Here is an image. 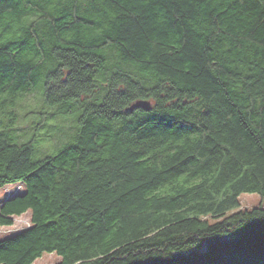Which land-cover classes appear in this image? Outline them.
Returning <instances> with one entry per match:
<instances>
[{"label": "trees", "instance_id": "16d2710c", "mask_svg": "<svg viewBox=\"0 0 264 264\" xmlns=\"http://www.w3.org/2000/svg\"><path fill=\"white\" fill-rule=\"evenodd\" d=\"M37 87L58 106L26 111L17 140ZM74 109L72 141L37 156ZM14 183L0 224L30 225L0 238V264H264V207L239 200L264 194V0H0V188Z\"/></svg>", "mask_w": 264, "mask_h": 264}, {"label": "rangeland", "instance_id": "374dc122", "mask_svg": "<svg viewBox=\"0 0 264 264\" xmlns=\"http://www.w3.org/2000/svg\"><path fill=\"white\" fill-rule=\"evenodd\" d=\"M98 90L99 88H97V91ZM45 104L49 107L45 106L44 109L51 111H53L54 107L57 108L58 106L57 104L49 105L46 103L43 95H40L39 87L26 92L21 100L18 101L15 108L17 120L11 130L17 140L26 139L32 130V120L25 118V112L32 109L40 110V108L43 107L41 105ZM79 114L80 109H74L69 117H55L49 120L47 125L41 130L42 135H44L46 139L41 140L36 145L37 156L56 152L65 143L72 141L78 126ZM23 191L24 188L20 183L3 186L0 188V205L5 199ZM239 200L241 208H250L253 206L264 207V194L258 192H242L239 195ZM12 219L13 223L11 225L0 224V238L16 234L28 227L30 225V212L26 211L19 215H13ZM59 260L60 257L55 253H43L42 256L38 257L32 264H58Z\"/></svg>", "mask_w": 264, "mask_h": 264}, {"label": "water", "instance_id": "95a60500", "mask_svg": "<svg viewBox=\"0 0 264 264\" xmlns=\"http://www.w3.org/2000/svg\"><path fill=\"white\" fill-rule=\"evenodd\" d=\"M134 106L142 107L143 109L147 110L151 107V102L148 99H139L133 105H131V108Z\"/></svg>", "mask_w": 264, "mask_h": 264}]
</instances>
